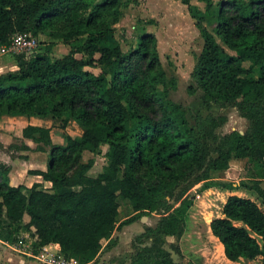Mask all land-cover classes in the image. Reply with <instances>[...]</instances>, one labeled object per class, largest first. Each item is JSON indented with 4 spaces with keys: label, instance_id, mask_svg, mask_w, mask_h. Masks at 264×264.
<instances>
[{
    "label": "trees",
    "instance_id": "16d2710c",
    "mask_svg": "<svg viewBox=\"0 0 264 264\" xmlns=\"http://www.w3.org/2000/svg\"><path fill=\"white\" fill-rule=\"evenodd\" d=\"M177 1L188 7L204 42L193 71L202 101L237 106L252 124L249 132L219 135L225 117L189 122L185 108L171 99L178 83L163 70L154 34H143L126 51L111 40L130 0H0V49L27 32L73 45L58 59L51 57L53 44L31 58L15 57L18 69L0 75V119H50L61 130L74 120L84 131L81 137L64 135L61 146L53 143L50 128L22 130L36 144L33 152L48 154L45 171L28 173L52 186L34 184L27 194L11 185L10 168L0 164V230L22 227L35 247L56 244L66 257L88 264L115 233L123 197L134 215L122 227L142 215H165L137 238L152 244L132 264H177L164 238L183 236L194 205L192 197L171 206L178 188L202 182L201 191L242 187L264 200L260 181L238 187L211 181L233 159H247L264 180V0H221L216 10L213 0H196L204 11L192 6L195 0ZM95 68L100 74L89 70ZM104 145L107 165L92 177L95 161L84 162V153L100 154ZM210 229L227 260L264 257V212L254 201L229 197Z\"/></svg>",
    "mask_w": 264,
    "mask_h": 264
},
{
    "label": "rangeland",
    "instance_id": "374dc122",
    "mask_svg": "<svg viewBox=\"0 0 264 264\" xmlns=\"http://www.w3.org/2000/svg\"><path fill=\"white\" fill-rule=\"evenodd\" d=\"M220 1L213 0L214 10ZM192 6L205 10V4L196 0L192 1ZM115 28L111 40L119 41L125 51L135 48L140 37L145 33H152L157 37L163 70L168 78H174L178 83V89L171 94V99L185 108L187 118L192 125L195 123L196 117L215 116L226 119L224 125L217 131L221 136L233 132L245 134L251 130V122L244 117L237 106L218 103L206 104L202 101L203 92L193 80V71L202 53L204 42L187 6L177 0H130L124 11L123 19ZM213 28H215V23L211 26V29ZM27 34L34 42L33 47L20 53L0 54V73L6 74L17 68L15 57L18 55L31 58L36 54L43 53L47 46L53 44L51 57L58 59L67 55L73 46L65 45L59 41L54 42L44 35L35 37L31 32H27ZM77 57L82 58V55H77ZM89 70L95 74L101 72L98 68ZM259 75V69L255 68L254 78L258 79ZM189 88H193L194 93H190ZM39 121L46 122L39 118L7 115L0 119V158L9 161L6 165L10 168V174L13 170L14 181L22 178V184H26L23 183L25 178L34 176L28 173V167L23 160L26 158L25 155L30 154V150L33 151L36 148L35 143L23 138L22 130L28 124L35 125L33 123H39ZM52 128L55 129L53 141L55 145H60L62 143L61 134L75 138L79 135L81 127L72 120L67 131L63 130L66 131L65 133H61L58 126ZM26 146L30 150H26ZM101 150L100 154L84 153V162L95 161V166L90 172L92 177L103 172L107 165L105 153L108 151V146H102ZM33 158L34 165L31 168H44L42 171L47 169L48 159L44 155L36 154ZM229 165V170L214 173L211 181L227 185L233 184L237 187L241 183L252 185V181L254 183L260 181V183L258 182L259 186L264 189V180L256 178L249 169L247 159H233ZM204 185L202 182L195 186H181L177 189L174 197L169 198L170 204L174 208L179 207L186 198H194V205L186 219L183 236L179 240L171 236L164 238V248L171 253L174 262L177 264H264V257L230 262L225 257L223 245L221 246V243L212 235L210 229V224L214 219L223 217V207L229 197L238 196L250 199L257 203L263 212L264 200L256 192L242 187L236 190L211 188L201 191ZM184 189L187 191L183 192ZM118 202L120 215L117 229L112 238L104 243V247L97 257L88 264H132L137 252L152 244L150 239L140 241L137 238L144 234L147 228H156L162 217L165 216L164 212L142 215L132 225L122 227L121 223L133 216L134 211L129 200L120 197ZM30 240L29 233L22 227L14 228L11 231L0 230V264H41L33 257L38 254V250L34 244L31 247ZM172 246L179 248L180 254L176 253Z\"/></svg>",
    "mask_w": 264,
    "mask_h": 264
},
{
    "label": "built area",
    "instance_id": "2783aa9c",
    "mask_svg": "<svg viewBox=\"0 0 264 264\" xmlns=\"http://www.w3.org/2000/svg\"><path fill=\"white\" fill-rule=\"evenodd\" d=\"M30 39L31 36L27 33L17 34L9 45L0 49V54L20 53L25 51L33 47L34 42ZM29 237L31 238L30 234ZM30 241L32 244L31 247H33L34 241L32 238ZM37 250L38 254L33 257L41 264H80L76 259L68 258L63 255L60 246L56 244H50L42 248H37Z\"/></svg>",
    "mask_w": 264,
    "mask_h": 264
},
{
    "label": "crops",
    "instance_id": "0c3cea01",
    "mask_svg": "<svg viewBox=\"0 0 264 264\" xmlns=\"http://www.w3.org/2000/svg\"><path fill=\"white\" fill-rule=\"evenodd\" d=\"M1 69V68H0ZM16 69H18V68H15L13 71H15ZM2 73H0V75H1ZM31 118H36V117H31ZM40 119V118H39ZM41 120H43V119H41ZM45 121V120H44ZM72 120H70V122H71ZM70 122H69V124H70ZM43 123V124H42ZM53 124V121L52 120H50V119H46V122H40L39 121V123H33V124H35V125H33V126H38V127H44V128H50L51 129V137H52V141H53V133H54V130L55 129H53L52 128V126H51V124ZM29 125V124H28ZM69 128V125H68V127H67V129ZM67 129H66V131H67ZM66 131H63V130H61V133L63 132V133H65ZM83 129L82 128H80V130H79V135L77 136V137H81L82 135H83ZM61 140H62V143L60 144L61 146H64L65 145V140H64V134H61ZM53 143H54V141H53ZM55 144V143H54ZM36 154H42V155H44L45 156V158L46 159H48L47 158V153H40V152H38V153H36V152H33V151H30V154L28 155H25L26 156V159H24L23 161L25 162V164H26V166L28 167L27 169H28V171H32V170H44V168H42V169H34V168H31V167H33V165H34V161H33V157H34V155H36ZM0 163H4V164H8L9 163V161L8 160H5V159H3V158H0ZM13 170L11 171V174H10V181H11V185L12 186H14V187H17V186H23V187H25L26 188V190H25V193H29V190L32 188V186L34 185V184H42V185H46V186H44V187H46L47 189H50L51 188V183H49V182H44L43 180H42V178L41 177H39V176H31V177H28V178H25L24 179V181H23V183H26V184H22V178H19V180L17 179L16 181H14V179H13ZM231 262V261H230Z\"/></svg>",
    "mask_w": 264,
    "mask_h": 264
},
{
    "label": "bare ground",
    "instance_id": "6f19581e",
    "mask_svg": "<svg viewBox=\"0 0 264 264\" xmlns=\"http://www.w3.org/2000/svg\"><path fill=\"white\" fill-rule=\"evenodd\" d=\"M221 246H222V244H221ZM223 248V247H222Z\"/></svg>",
    "mask_w": 264,
    "mask_h": 264
}]
</instances>
